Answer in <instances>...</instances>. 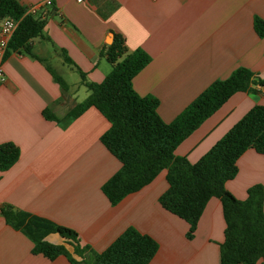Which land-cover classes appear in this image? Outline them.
I'll use <instances>...</instances> for the list:
<instances>
[{"label": "crops", "instance_id": "1", "mask_svg": "<svg viewBox=\"0 0 264 264\" xmlns=\"http://www.w3.org/2000/svg\"><path fill=\"white\" fill-rule=\"evenodd\" d=\"M18 1L29 6L43 0ZM255 16L264 19V0H52L44 36L31 41L37 57L13 51L3 60L7 78L0 85V143H15L21 154L9 169L0 170V264H72L65 254L50 259L34 253L32 240L1 213L8 205L75 229L80 245L97 252L132 226L159 242L149 264H220L226 221L218 197L208 201L191 238L188 221L159 202L168 188L166 169L112 204L102 185L122 163L100 140L110 121L94 106L65 117L89 95L86 83H100L111 71L107 50L118 35L130 51L142 49L150 56L133 87L158 98V113L167 122L237 67L264 78V36L255 29ZM63 50L73 64L65 62ZM47 64L72 78L67 90ZM259 88L234 93L175 153L197 161L252 106L264 104V86ZM44 110L59 119L48 118ZM237 164L226 187L246 199L250 187L264 188V154L249 148ZM47 238L74 250L58 233Z\"/></svg>", "mask_w": 264, "mask_h": 264}, {"label": "trees", "instance_id": "2", "mask_svg": "<svg viewBox=\"0 0 264 264\" xmlns=\"http://www.w3.org/2000/svg\"><path fill=\"white\" fill-rule=\"evenodd\" d=\"M28 6L18 0H0V19L12 16L18 20L6 54L16 51L37 57L31 41L44 36L45 17L27 12ZM254 26L264 36V19L255 16ZM64 51L65 62L73 60ZM111 71L100 83L87 82L89 95L75 104L65 119L79 116L87 108L96 107L111 123L100 137L101 142L121 161V167L102 185L112 204L129 193L151 183L166 169L168 188L159 202L168 211L189 223L191 238L211 197H218L226 221L225 240L221 243L220 264H258L264 259V188H249L246 199L237 198L226 187L236 176L237 161L249 148L264 154V104L252 106L197 161L175 153L177 146L203 121L218 110L238 91L258 92L264 78L244 66L229 76L216 79L203 89L172 121L158 113V98L142 96L133 87V78L150 61L142 49L130 51L121 36H116L107 50ZM45 61V60H42ZM63 90L67 83L47 64ZM51 119L59 117L44 110ZM20 148L13 142L0 143V170L9 169L20 157ZM6 222L22 230L33 242L32 251L50 259L65 254L72 264H149L159 249V242L135 227L124 230L105 250L97 252L82 247L78 232L50 218L14 208L1 209ZM58 233L74 246L70 252L64 245L47 236ZM73 253L81 256L77 259Z\"/></svg>", "mask_w": 264, "mask_h": 264}, {"label": "built area", "instance_id": "3", "mask_svg": "<svg viewBox=\"0 0 264 264\" xmlns=\"http://www.w3.org/2000/svg\"><path fill=\"white\" fill-rule=\"evenodd\" d=\"M82 1V0H78ZM52 5V0H43L39 3L30 4L28 6L27 12L45 16L49 7ZM18 20L12 16H5L0 19V85L6 81V72L3 66V60L6 54V50L9 41L17 27Z\"/></svg>", "mask_w": 264, "mask_h": 264}, {"label": "rangeland", "instance_id": "4", "mask_svg": "<svg viewBox=\"0 0 264 264\" xmlns=\"http://www.w3.org/2000/svg\"><path fill=\"white\" fill-rule=\"evenodd\" d=\"M62 75H63V76H61V77L63 78V80H64L66 83H67V82L71 83V80H72L71 77H68V76L64 75L63 72H62ZM74 78H79V76H78L77 73H74ZM67 88H68V87H67ZM83 93H85V89H82V90H81V92H80V97H82Z\"/></svg>", "mask_w": 264, "mask_h": 264}]
</instances>
